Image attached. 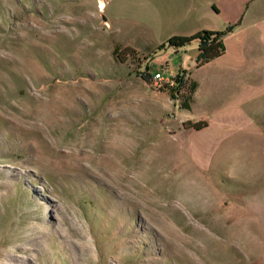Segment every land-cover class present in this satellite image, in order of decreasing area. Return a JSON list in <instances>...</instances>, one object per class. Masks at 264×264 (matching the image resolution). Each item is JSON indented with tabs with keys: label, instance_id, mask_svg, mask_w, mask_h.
<instances>
[{
	"label": "rangeland",
	"instance_id": "rangeland-1",
	"mask_svg": "<svg viewBox=\"0 0 264 264\" xmlns=\"http://www.w3.org/2000/svg\"><path fill=\"white\" fill-rule=\"evenodd\" d=\"M99 1L0 0V264H264L246 188L141 77L180 53L113 55Z\"/></svg>",
	"mask_w": 264,
	"mask_h": 264
},
{
	"label": "crops",
	"instance_id": "crops-1",
	"mask_svg": "<svg viewBox=\"0 0 264 264\" xmlns=\"http://www.w3.org/2000/svg\"><path fill=\"white\" fill-rule=\"evenodd\" d=\"M111 19L121 48L143 56L173 35L224 31L223 53L200 66L196 42L163 49L181 55L169 75L186 70L196 84L190 108L176 105L179 115L185 111L180 130L189 129L184 122L206 123L194 130L197 155L225 162L235 185L246 188L247 198L233 202L247 215L241 225H264V0H113Z\"/></svg>",
	"mask_w": 264,
	"mask_h": 264
},
{
	"label": "trees",
	"instance_id": "trees-1",
	"mask_svg": "<svg viewBox=\"0 0 264 264\" xmlns=\"http://www.w3.org/2000/svg\"><path fill=\"white\" fill-rule=\"evenodd\" d=\"M224 31H211V30H200L192 35L181 36L173 35L170 36L165 42L159 44L155 50H162L163 48L172 47L178 49L179 47L190 44L191 42L197 43V54L195 57V66L203 65L214 58L221 55L224 51V45L222 42V36ZM120 45L116 44L113 48V55L118 56ZM127 56H133L135 52L127 47L122 48ZM154 50V52H155ZM136 58V57H135ZM186 70H181L173 75V83L165 87L172 98L180 96L179 108L189 109L192 101V94L195 90L196 84L193 80L186 76ZM145 81L149 82L150 74H142L141 76ZM184 127L193 130H198L206 126L204 121L198 122H184Z\"/></svg>",
	"mask_w": 264,
	"mask_h": 264
},
{
	"label": "built area",
	"instance_id": "built-area-1",
	"mask_svg": "<svg viewBox=\"0 0 264 264\" xmlns=\"http://www.w3.org/2000/svg\"><path fill=\"white\" fill-rule=\"evenodd\" d=\"M173 83V75H168L163 72H153L150 74L148 84L153 88H165Z\"/></svg>",
	"mask_w": 264,
	"mask_h": 264
},
{
	"label": "bare ground",
	"instance_id": "bare-ground-1",
	"mask_svg": "<svg viewBox=\"0 0 264 264\" xmlns=\"http://www.w3.org/2000/svg\"><path fill=\"white\" fill-rule=\"evenodd\" d=\"M102 5H103V1H102V0H100V1H99V7L101 8V7H102Z\"/></svg>",
	"mask_w": 264,
	"mask_h": 264
}]
</instances>
